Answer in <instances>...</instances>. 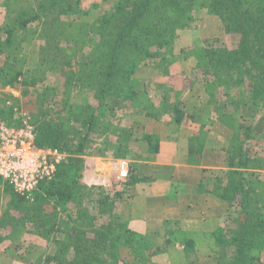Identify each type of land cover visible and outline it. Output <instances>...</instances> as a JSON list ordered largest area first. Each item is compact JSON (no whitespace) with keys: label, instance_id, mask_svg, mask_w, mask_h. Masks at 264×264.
Returning a JSON list of instances; mask_svg holds the SVG:
<instances>
[{"label":"rangeland","instance_id":"obj_1","mask_svg":"<svg viewBox=\"0 0 264 264\" xmlns=\"http://www.w3.org/2000/svg\"><path fill=\"white\" fill-rule=\"evenodd\" d=\"M54 1L64 5L50 7L55 5ZM66 2H74L72 5L74 10L66 15H57L56 12L60 13ZM139 2L140 0H0L2 21L7 20L10 28L16 31L15 42L8 50L9 54L12 53L13 59L10 60V66L5 72L0 70L1 116L11 117L16 124H19L22 117L29 118L37 128L42 119L40 116L42 113L38 109L43 103L48 107V112L53 108L51 117L54 123L63 120L70 112V107L90 105L89 91V94L86 91L79 93L75 87L67 86L66 74L72 72L77 74L84 67L83 59L92 51L88 46L91 38L102 41L110 38L111 34L115 35L117 28L113 29L112 25L127 24L132 16L134 17ZM119 3L126 4V7L121 10L117 7L115 13V7ZM198 3L201 4L202 0H196L194 4L198 6ZM43 5L47 8L42 13L45 16L43 19L32 21L24 29L19 27L16 20L21 18L23 12L37 10ZM109 19L111 21H108ZM181 24L176 35L171 36L172 41L168 46L162 51L154 48V53L149 59H142L139 62L132 85L138 93L135 101L122 97L115 102L112 111L110 108L104 109L106 114L102 120L111 122L113 130L107 134L93 131L89 137V149L83 157L85 162L80 170L78 186L83 196L89 185L94 183L96 186L88 197L89 201L90 197L95 199L93 204L87 203L89 209L108 193L125 192L126 200L119 198L114 204L113 216L126 222L131 208L126 202L130 198L127 194L130 193L123 188V183L117 181V169L114 165L117 160L126 159L131 163L130 175L132 174L133 163L130 160L132 151L134 149L136 151L137 148L144 154L143 136L155 134L148 132L151 129L148 126L146 129L142 123L146 113L153 112L150 114L163 123L169 116L174 115V108H179L187 115L183 120L185 122L183 126L192 124L196 127L201 122L205 123L204 119L214 116L218 127L222 124L225 130L229 131L225 132L224 137L226 148L232 145L235 135L244 134L246 129L252 126L254 135L249 142L250 153L264 150V110L250 103L251 87L248 83L233 85L241 78L242 70L240 72V68L233 67L230 62L214 68L204 65L208 62L205 50L210 45L217 44L218 38L222 45L233 50L239 37L233 34L224 35L221 21L200 6L195 7L194 12L186 20L183 19ZM96 27L99 28L97 32L94 31ZM2 34L0 39L4 42L6 35ZM55 59H59L58 62L55 65L51 64ZM42 69H49L43 76L45 81L33 82L31 76L37 78ZM15 71H22L23 76L14 84L6 85L5 76L8 74L12 77ZM69 97V102L65 105ZM72 126L66 133L70 144L76 138L75 134L79 132L77 125ZM131 128L132 134L129 133ZM223 130V128L218 130V135L222 136ZM122 143L132 147L131 151L129 147L120 145ZM61 153L65 155L62 164L68 158V154ZM136 155L138 156V153ZM99 159L110 160L108 161L110 173L106 171L103 175L102 170L107 165H103ZM254 174V178L261 177V182L264 183V175ZM254 183L256 188L260 186L258 182ZM45 209L47 212L51 210L47 207ZM37 210L35 198L33 201L19 199L9 184L0 178V246L5 242L4 247L10 248L0 249L2 257L0 264H10V260L6 258L12 254L20 256L16 264H45L42 259H46L45 256L52 253L48 248L50 245L44 239L37 238L30 222L27 221L29 225H20L26 216L31 218L37 214ZM69 211L74 214L76 208L71 206ZM110 212L102 213L95 225L107 224ZM64 216L65 213H62L61 217ZM166 240L168 238L162 235L140 234L134 239L131 248H124L120 244V260L123 264H212L213 250L181 251L173 245H167ZM6 243L7 245L14 243L17 246L8 247ZM146 245L149 246V253L144 251ZM138 251H142V254L135 259ZM260 252L256 250L254 256L259 258V264H264V251Z\"/></svg>","mask_w":264,"mask_h":264},{"label":"trees","instance_id":"obj_2","mask_svg":"<svg viewBox=\"0 0 264 264\" xmlns=\"http://www.w3.org/2000/svg\"><path fill=\"white\" fill-rule=\"evenodd\" d=\"M195 1L140 0L134 17L132 16L127 24L112 25L113 29L117 28L115 35L111 34L110 38L102 41L90 39V42L95 43H88L92 51L83 59L84 67L77 74H66V85L75 87L79 93L89 91L91 104L70 107L68 115L55 123L51 117L53 108L48 112V107L43 103L38 109L42 113V119L37 127L36 145L68 154L66 161L58 166L55 179L40 186V192L35 196L37 214L31 218L26 216L21 221L22 224L20 223L25 225L27 221L30 222L37 238L44 239L50 245L48 248L52 253L42 259L45 264H123L119 256L120 244L124 248H131L134 239L140 236V233L131 230L127 222L113 216L114 204L119 198H124L121 193H108L102 200H98L93 208L86 206L89 202L94 203L95 199L90 197L89 201L88 197L96 186L94 183L89 185L85 196L78 189L80 170L85 162L83 157L89 149V137L93 131L107 134L113 130L111 122L102 120L106 114L104 109L110 108L112 111L119 98L135 101L138 97L132 85L139 62L149 59L154 53V48L162 51L168 46L172 41L171 36L176 35L183 19L186 20L195 7L206 8L209 14L219 19L224 35L233 34L239 37L233 50L222 45L220 38L217 44L210 45L205 50V56L208 58V62H204L205 67L225 66L230 62L233 67L240 68L241 78L233 85L248 83L251 87L250 103L264 110V0H202L198 6L194 4ZM53 3L55 5L50 7L64 5L61 2ZM73 3L66 2L63 10L60 13L57 11L56 14L66 15L72 12ZM117 7L118 10L125 9L126 4L119 3L115 9ZM1 8L0 3V10ZM46 9L43 5L37 10H26L16 22L24 29L32 21L43 19L45 16L42 13ZM10 26L7 20L2 21L0 16V34L3 32L2 35H6L4 42L0 39V70L3 72L13 59L8 50L15 42L16 31ZM98 30V27L94 28L95 32ZM58 60L55 59L51 64L55 65ZM46 71L49 69H42L37 78L32 75L33 82L45 81L43 76ZM22 76V71H15L12 77L7 74L6 85L14 84ZM69 99L70 97L66 99L65 105ZM174 110L172 115L177 118V122L182 123L187 115L179 108ZM150 113H146V117H154ZM6 118L0 114V121L9 119L8 123H14L11 117ZM72 125H77L79 132L70 144L66 133ZM129 133L132 134V128ZM253 135L254 128L251 126L244 134L235 135L232 145L226 150L228 164L233 170L228 185L220 188L223 198L235 215L212 235V264H259V258L255 257L254 253L256 250L264 251V212L260 203L262 199L257 194L255 183L246 182L243 171L251 167H262L259 164L262 161L249 156V142ZM146 140L153 144L151 136ZM126 144L120 145L128 148ZM71 206L76 208L74 214L69 211ZM45 207L50 208V212H47ZM108 212L110 215L109 220H106L107 226H96L100 215ZM62 213H65L64 217H61ZM168 237L170 238L166 240V244L177 246L175 237ZM189 245H186L188 251H192ZM144 251L150 252L148 245L144 247ZM139 252L135 259L142 254V251Z\"/></svg>","mask_w":264,"mask_h":264},{"label":"crops","instance_id":"obj_3","mask_svg":"<svg viewBox=\"0 0 264 264\" xmlns=\"http://www.w3.org/2000/svg\"><path fill=\"white\" fill-rule=\"evenodd\" d=\"M204 121L196 127L192 124L183 126L185 122H177L173 115L163 123L154 117H146L142 123L151 129L148 132H155L152 134L155 138L150 134L143 136L144 154L137 148L134 151L138 156L132 151V174L123 183V188L130 193L126 201L131 207L130 214L125 221L131 230L142 235L177 236L180 240H176L177 245L180 244L175 248L186 252L188 243L192 251L212 250V235L234 217L220 188L228 185L233 170L226 152L230 147L226 148L224 142L225 132L229 131L222 124L218 127L214 116ZM221 126L225 130L221 132L222 136L218 135ZM148 136L152 137L154 145L147 142ZM249 156L262 161L259 163L261 168L251 167L243 171L246 182L260 184L257 194L262 199L260 203L264 212V183L261 177H253L254 173L264 175V150L249 153ZM99 160L107 165L102 170L103 175L106 171L110 173V160ZM122 195L126 200V193ZM4 243L0 249L9 250ZM10 245L17 246L14 243L7 246ZM19 257L12 254L6 260L16 264Z\"/></svg>","mask_w":264,"mask_h":264},{"label":"built area","instance_id":"obj_4","mask_svg":"<svg viewBox=\"0 0 264 264\" xmlns=\"http://www.w3.org/2000/svg\"><path fill=\"white\" fill-rule=\"evenodd\" d=\"M36 138L37 128L29 118L22 117L19 124L0 121V178L26 201H33L40 186L55 179L65 159L58 150L38 147ZM114 168L118 182L129 180L130 161L117 160Z\"/></svg>","mask_w":264,"mask_h":264}]
</instances>
